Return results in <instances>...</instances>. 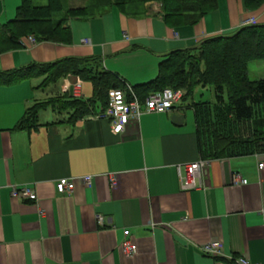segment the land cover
Returning a JSON list of instances; mask_svg holds the SVG:
<instances>
[{"label":"crops","instance_id":"0c3cea01","mask_svg":"<svg viewBox=\"0 0 264 264\" xmlns=\"http://www.w3.org/2000/svg\"><path fill=\"white\" fill-rule=\"evenodd\" d=\"M7 4L0 0V22L11 18ZM157 5L72 19L70 45L31 46L24 38L21 49L0 54V72L98 57L126 85H141L157 77L172 52L231 36L246 19L264 24V8L248 12L241 0H218L197 24L170 28ZM76 80L67 76L50 95L33 79L0 86V264H231L204 256L209 243L224 258L264 264V170L257 168L264 154L206 160L200 188L182 191L178 169L200 159L188 107L193 97L171 112L141 115L120 135L90 118L100 109L68 124L70 111L50 105L38 112L35 127L15 129L36 103L69 96L64 86ZM80 93L90 99L91 85L81 82ZM235 174L246 185H234ZM84 177H91L89 186ZM59 180L73 182L70 195L56 193ZM12 187L31 189L37 202L11 197ZM125 241L135 247L129 257Z\"/></svg>","mask_w":264,"mask_h":264},{"label":"trees","instance_id":"16d2710c","mask_svg":"<svg viewBox=\"0 0 264 264\" xmlns=\"http://www.w3.org/2000/svg\"><path fill=\"white\" fill-rule=\"evenodd\" d=\"M149 2L160 4L162 20L170 28L193 26L218 6V0H98L88 8H69L55 21L54 15L63 11L61 0H47L44 6L20 0L15 17L0 23V54L21 49L22 39L28 37L36 43L70 45V20L91 19L112 7L127 13L131 7H143ZM263 3L264 0H243L247 11L258 9ZM259 59L264 60V24L243 26L231 36L212 37L194 49L168 54L158 65L154 80L130 87L140 101L166 88L184 89L181 102L191 101L196 87H209L213 102L191 101L188 105L193 111L200 159L264 154V79L250 81L247 76L248 63ZM67 76L89 83L91 98L74 99L62 94L56 101L36 103L26 110L15 129L35 127L38 112L49 105L58 107L59 102L60 111H70L66 123L73 124L96 109L104 110L110 89L125 88L124 81L104 70L98 57L65 58L3 71L0 86L41 78L37 89H42Z\"/></svg>","mask_w":264,"mask_h":264},{"label":"built area","instance_id":"2783aa9c","mask_svg":"<svg viewBox=\"0 0 264 264\" xmlns=\"http://www.w3.org/2000/svg\"><path fill=\"white\" fill-rule=\"evenodd\" d=\"M247 24V23H246ZM29 44H36L33 37L27 38ZM87 41H84L86 43ZM125 88L110 89L107 92V106L99 114L90 118L108 122L113 135H120L124 132L125 127L132 121H137L144 114H161L171 112L174 107L181 103L183 92L180 90H172L170 88L163 89L160 92L149 94L143 101H140L132 91V88L124 84ZM81 81L78 79L69 86H64V92L70 93L69 97L74 99L80 98ZM207 164L206 160L199 159L194 163L183 166L178 169V178L182 191H193L200 188L197 181L200 178L202 171ZM259 171L264 170V162H260L257 166ZM82 181L86 186L90 185L91 177H84ZM234 185H246L247 181L243 180L238 174L233 176ZM73 182L71 180H59L55 184V191L58 195H70L73 192ZM11 197L25 199L30 202H37L35 193L27 187H12ZM42 213V212H40ZM98 222L102 225L101 217H98ZM122 252L126 256H131L135 253V247L125 241L122 244ZM201 253L210 258L217 260L223 259L226 262L233 264H254L244 257L237 259L224 258L219 250V246L215 243L206 244L201 248Z\"/></svg>","mask_w":264,"mask_h":264},{"label":"rangeland","instance_id":"374dc122","mask_svg":"<svg viewBox=\"0 0 264 264\" xmlns=\"http://www.w3.org/2000/svg\"><path fill=\"white\" fill-rule=\"evenodd\" d=\"M96 2H98V0H61L63 11L55 14L53 19L55 21H57L60 18V16L63 14V12L69 8L70 9L71 8H80V7L88 8L89 6H93V4ZM241 2L243 3V0H241ZM7 3H9V4H7V6H6V12H7V15L10 14V12H11V18H8V17L2 18L1 19L2 21L0 22L1 24L8 22L9 20H12L15 17L16 7L20 4V0H7ZM16 3H18V4H16ZM46 3H47V0H32V4L34 6H44ZM149 4H151V2L146 3L145 5H149ZM156 5L159 6V8H160L159 3H156ZM139 8L140 7H136V8L131 7L130 10H127V12H130V13L139 12ZM261 8H264V3L258 9H255L253 11H248V12H256V11L260 10ZM252 23H253L252 19H246V20H244V22L242 21L241 27H243V26H254V24H252ZM247 76H248V79L250 81L263 80L264 79V60L259 59V60L249 62L247 65ZM33 80H36V82H41V80H37V79H33ZM58 85L59 84L49 85L48 87H46V90H44L43 93H45V95L46 94L50 95L51 92L54 91V89L59 88L60 85L59 86ZM180 91L183 92V97H184V95L186 94V91L184 89H180ZM58 97L59 96L55 95L54 97H51L49 100L56 101L57 100L56 98H58ZM80 97H81V95H80ZM193 98L197 102H199V101L200 102H213V100H214L213 91L209 87H206L204 89L201 87H196L194 90ZM59 105H60V102L58 103V107H59ZM97 107L99 108V105H97Z\"/></svg>","mask_w":264,"mask_h":264}]
</instances>
